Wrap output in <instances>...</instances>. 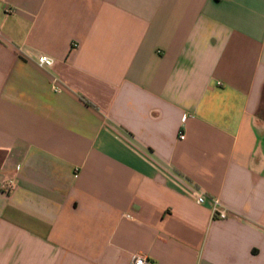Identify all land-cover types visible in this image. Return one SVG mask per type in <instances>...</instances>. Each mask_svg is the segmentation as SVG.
I'll return each instance as SVG.
<instances>
[{"label": "crops", "instance_id": "crops-1", "mask_svg": "<svg viewBox=\"0 0 264 264\" xmlns=\"http://www.w3.org/2000/svg\"><path fill=\"white\" fill-rule=\"evenodd\" d=\"M136 254L264 264V0H0V264Z\"/></svg>", "mask_w": 264, "mask_h": 264}, {"label": "built area", "instance_id": "built-area-1", "mask_svg": "<svg viewBox=\"0 0 264 264\" xmlns=\"http://www.w3.org/2000/svg\"><path fill=\"white\" fill-rule=\"evenodd\" d=\"M53 64V59L47 55H42L37 60V65L40 68H45ZM190 116H183L182 123H184ZM179 139L184 140L185 135L183 132L179 133ZM15 188V181L13 178H7L1 186V190L5 193H10ZM209 200L212 216L216 219H225L227 217L226 209L217 198H209L203 193L195 194V201L197 204H204ZM128 264H152L144 255H133Z\"/></svg>", "mask_w": 264, "mask_h": 264}]
</instances>
